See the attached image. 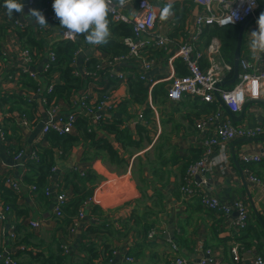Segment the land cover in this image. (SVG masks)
<instances>
[{
  "label": "crops",
  "instance_id": "0c3cea01",
  "mask_svg": "<svg viewBox=\"0 0 264 264\" xmlns=\"http://www.w3.org/2000/svg\"><path fill=\"white\" fill-rule=\"evenodd\" d=\"M116 1L119 4V0ZM151 1L156 5L159 17L162 9L167 4H172L173 15L166 21L159 18L155 28L156 34L171 39L164 47L151 45L142 51V58L137 57L113 65L107 63L98 75L88 76L85 63L90 57L97 58L99 63L107 62L109 57L101 51L100 45L94 46L85 42L83 48L78 50L76 68L87 79V83L71 99L58 98L48 103L45 101L46 93L25 88L22 84L23 79L19 72L24 43L19 34L20 28L13 26L12 20L18 18L29 22L28 29L35 32L37 39L42 43L41 54L37 47V50L33 48L36 61L32 68L41 75L37 82L43 87L51 82L63 83L61 72L49 75V70L45 71L44 67L50 50L62 40L65 30L60 28V22L52 27L50 25L39 29L35 18L28 15L32 8L27 0H23L24 13H13L11 16L4 6L5 0H0V95H23L28 102L27 107L33 111L31 116L39 118L37 121L31 120L25 107L13 108L12 103H4L0 98V175H13L14 178L24 181L28 170L25 164L27 158L23 156L17 159L14 149L20 145V150L28 151L40 143L47 144L42 137L45 122L66 118L76 110V101L83 93L91 94L94 98L99 97L103 91L110 93L119 102L113 111H105L104 116L113 119L116 114L121 117L122 127L128 128L137 140L145 135L141 147L133 149L132 157L126 166L112 162L109 157L97 155L88 161L83 160L84 144L75 145L65 157L57 155L49 185L53 194L49 204L40 193H32L27 188L18 201L19 207L15 214L13 208L10 211L5 210L6 205L0 191V212L4 215L0 217V254L12 256L20 261L15 255L23 249L22 245L12 238L9 232L15 224L21 222L25 223L32 233L28 248H35L43 254L38 261H33L26 255L22 256L21 261L25 264H43L46 261L47 264H59L57 254L61 249L65 256L63 264H128L126 256L134 258L130 264H174L172 241L180 245V253L188 257L191 264H198L205 257L212 259L210 264H235L232 253L235 244L241 247V260L237 262L259 264V256L264 259V253L257 249L255 244L246 247L245 243L252 242V236L244 242L242 234L236 231L234 221L238 213L236 214L235 210L226 214L221 210L205 207L199 197L186 200L182 196L180 187L188 163L193 162L201 152L195 120L203 116L205 105L200 98L192 95H185L180 101L157 97L156 103L152 93L161 85H164L167 92L173 78L180 75L176 68L181 59L177 53L178 47L181 41L191 36L196 18L203 13V8L194 0ZM184 1L193 2L188 11ZM263 5L260 3L259 8ZM119 6L129 18H133L139 8L137 0H127L124 6ZM260 15L261 13L255 15L247 24L242 45L241 57L247 58L253 69L262 66L264 56L259 54L258 59H253L249 48V34L257 29L256 21ZM112 21L115 22L113 18ZM79 37L81 38L78 36L76 39ZM203 46L204 35L201 36L200 47L206 50ZM3 50L8 52V56L3 55ZM222 57L227 60L223 55ZM142 59L152 61L149 69L144 68ZM206 59V56L202 59L203 66ZM227 61L233 63L234 57L233 61ZM143 71H148V76L155 82L149 84L148 98L144 104H132L128 101L131 97L129 77L133 74L141 79ZM121 72L127 79L119 76ZM260 100L264 101V95ZM125 101L127 102L124 103ZM216 101L218 107H223L217 99ZM122 103V107L127 106L128 114L117 113ZM34 106L37 107V112ZM146 107L153 110L151 121H148L146 116L140 118L141 113L147 114ZM25 117L28 124L24 121ZM242 122L250 126L264 125V104L250 105ZM138 124L146 126L147 132H139ZM76 132L75 126L73 133ZM241 138L243 137L228 145L231 162L227 169L216 167L205 172V182L201 183V188L215 194L222 201L232 203L235 199H243L250 213H254L249 200L250 193L264 219V190L252 183L246 172V169H250L264 178V163H245L242 160L243 154L264 150V134L253 137L252 141H243L232 150L235 141ZM233 153L240 162L241 169L236 166ZM75 168L93 170L99 179L91 195L94 200L81 208L84 215L80 216V210L70 224H62L54 219L53 203L55 195L62 192L60 183L67 173ZM19 212L23 215L28 213L29 219L40 220L41 226L33 228L24 221V217H17ZM139 216L140 224L135 222ZM148 223L153 226L152 229L157 230L154 238H150L143 227ZM91 227L99 228V231L90 233ZM108 250H112V253L107 258ZM94 253H97V256ZM0 264H3L1 258Z\"/></svg>",
  "mask_w": 264,
  "mask_h": 264
},
{
  "label": "built area",
  "instance_id": "2783aa9c",
  "mask_svg": "<svg viewBox=\"0 0 264 264\" xmlns=\"http://www.w3.org/2000/svg\"><path fill=\"white\" fill-rule=\"evenodd\" d=\"M28 5L32 9L41 11L48 25L59 21L53 10L54 0H46L45 4L38 5L37 0H27ZM139 8L133 18H129L122 10L116 0H112L110 5V14L116 23L126 22L133 25L134 34L123 39L125 45L128 47L126 55L109 57L107 62L98 63L95 71L87 70L88 76H96L98 72L108 63L113 65L121 61H129L134 58H142V51L147 47L154 45L155 47H164L170 41V38L163 37L155 33L157 22L159 21V11L156 5L151 0H137ZM197 4L202 6L203 13L197 16L194 30L191 36L181 41L177 53L179 57L186 64L187 73L185 75H177L173 78L170 86L167 89V97L170 101H180L185 95H192L200 98L206 102H213L216 100L217 84L225 79H229L234 71L233 63L224 60L221 55V41L218 38H213L206 50L200 47V39L204 34V30L208 25H218L221 27L229 25H237L246 21L253 16L260 6V0H194ZM13 26L16 28L26 29L29 27V22L18 18L12 20ZM44 29L46 27H41ZM76 39V38H75ZM74 39V40H75ZM62 40L66 39L62 33ZM1 44V42H0ZM1 46V45H0ZM77 51V55H78ZM4 56H8L6 50L2 51ZM206 56L208 59V67L203 66L202 59ZM22 66L20 68V77L27 74L36 81L41 79L32 67L36 61V52L33 48L23 47L21 51ZM58 60L56 52L51 49L49 58L45 64L44 70H50L53 64ZM144 68L149 69L152 61L149 59H142ZM148 71H143L141 79L150 81L151 84L155 82L147 74ZM78 74V72H77ZM121 78L127 79L122 72L119 73ZM56 82L49 83L46 87L39 85L38 92L48 94L53 93ZM220 95L225 101L231 111L238 113L242 110L243 105L249 100H260L264 95V56L262 58V66L260 68H252L251 62L244 57L240 60V73L237 81L232 88H220ZM47 101V98L45 99ZM118 99L113 97L110 93H105L101 98H94L91 94L83 93L79 100L76 101V110L72 111L66 118L59 121H46L42 128V137L47 133L55 132L60 135L72 133L76 121L81 114L89 115L94 123L104 116L105 111H112L117 107ZM140 118H144V113L140 114ZM25 123L28 124V119L25 117ZM195 128L198 131V138L201 147V155L193 161L184 175L181 184L182 196L186 200L195 197L201 199L202 204L213 210H221L226 214H230L233 210L237 211V217L234 221L236 231L245 229L250 219V210L245 200L235 199L232 203L222 201L218 196L208 193L201 188V183L205 182V172L211 171L218 167L222 170L227 169L231 162L228 145L233 140L239 137H257L264 134V125L257 124L254 126L247 125L243 122H234L230 115L225 112L223 107H219L213 113H209L199 117L195 120ZM35 158L36 148H30L28 151L20 150L15 157L21 159ZM242 160L245 163L263 162L264 150L257 153L243 154ZM84 173V169H79ZM248 178L252 183L259 185L264 190V178L253 173L250 169H246ZM201 175V182L197 181V176ZM6 183L8 187L16 193H23L27 187L23 179L14 178L13 175L6 176ZM32 190H36L34 185ZM50 188L47 189V194H50ZM72 193L67 191L59 192L55 195L53 215L54 219L63 216V209L69 202ZM94 200V199H93ZM92 196L89 197L84 205L91 203ZM6 211L12 210L11 205H6ZM82 210V209H81ZM83 210L80 216H83ZM3 212H0L2 218ZM33 228L41 226L38 219L24 220ZM12 238L16 237L15 225L10 230ZM157 235L155 228L148 233L150 238ZM25 248V247H21ZM172 248L174 251V264H191L188 257L180 253V245L172 241ZM232 253L235 261L241 260V247L235 244L232 247ZM0 258L3 264H25L23 261L14 259L12 256H5L2 253ZM128 264L132 263L134 258L132 256L125 257ZM212 259L202 258L198 264H210ZM257 262L264 264V259L259 256ZM245 264V263H244Z\"/></svg>",
  "mask_w": 264,
  "mask_h": 264
},
{
  "label": "trees",
  "instance_id": "16d2710c",
  "mask_svg": "<svg viewBox=\"0 0 264 264\" xmlns=\"http://www.w3.org/2000/svg\"><path fill=\"white\" fill-rule=\"evenodd\" d=\"M46 0H38V5L45 4ZM186 10L190 9L193 5V2L184 1ZM261 5L264 4V0H260ZM187 10V11H188ZM109 28L111 30V36L109 37V42L106 45H100L101 51H103L108 57L122 56L126 55L128 52V47L125 45L123 39L127 36L133 35V25L126 22H113L112 16L109 13ZM60 22V21H57ZM57 22L53 23L56 24ZM53 24L50 26L52 27ZM22 29L19 31L20 37L23 40L24 47L38 48L41 54L42 43L37 39L35 32L30 31V29ZM240 24L229 25V26H218V25H208L204 30V46L205 48L211 43L213 38H218L221 41V55H223L227 60L233 61L234 52L236 49L238 35H239ZM86 40L84 36L79 37L76 40H61L58 41L53 50L58 56V60L53 64L52 68L48 71V74H55L57 71L61 72L63 83L59 82L55 85L53 93L48 94L47 101L52 103L58 98H64L66 100L71 99V97L84 85L87 83V79L81 74L76 68L77 65V51L82 49ZM36 48V50H37ZM97 58L90 57L86 61L85 66L88 67L87 70L95 71L98 65ZM208 65L206 59L205 67ZM94 68V69H93ZM177 72L180 75H185L187 73L186 64L183 60L177 62ZM101 71V70H100ZM78 72V74H77ZM23 81L22 84L25 88H31L38 91L39 84L32 77L27 74L21 75ZM138 77L132 76L129 77V92L130 100L132 104H144L148 98V86L150 81L144 79H135ZM233 85H227L223 88H232ZM107 91L100 93L101 95L98 98H101ZM153 98L156 103L157 97H165L167 100V92L164 85L158 86L155 91L152 93ZM1 100L4 103H12L13 108H22L25 107L26 113L31 117V120L37 121L39 118H34L33 113L27 105L28 102L24 99L23 95L9 96L6 97L5 94L0 95ZM165 100V101H166ZM164 101V102H165ZM203 101V100H202ZM125 101L124 103H126ZM122 103L117 113H127V106L122 105ZM205 105V113L203 115L213 113L218 107V102L215 100L213 102L203 101ZM35 107V106H34ZM122 107V108H121ZM36 112L38 111L37 107L34 108ZM114 110V109H113ZM112 110V111H113ZM147 114L144 113L148 121H151V115L153 113L152 108L146 107ZM202 116V115H201ZM77 128L76 133H66L58 134L55 132L47 133L43 137V141H46L47 144L40 143L36 147L35 158H28L26 161V167L28 168L24 176V184L27 185L26 189L32 191V193H40V195L46 199V202L49 204L52 202V192L47 194V189H49L51 176L54 173V167L56 166L57 155L65 157L71 152L75 145L84 144L85 151L83 155V160L88 161L94 156L109 157V159L123 166L129 164V159L132 157L133 149H138L141 147L142 142L145 140L144 137L140 139H135L134 134L126 127H122V118L115 114L113 119H110L108 116H103L97 123H94L89 115H81L75 124ZM137 128L140 131L147 132V128L144 125L138 124ZM118 144V146L116 145ZM20 146V145H19ZM15 148L14 152L17 154L20 151V147ZM14 153V155H16ZM201 155H199L193 160L196 161ZM192 162L188 163L189 165ZM93 170H85L82 173L78 168L72 169L69 171L64 180L60 183L62 191H71L72 196L70 201L65 205L63 209V216L57 218L58 222L62 224H70L74 218L79 214L84 202L91 197L94 192V187H96L99 177L94 174ZM186 173V172H185ZM184 173V175H185ZM184 178V176H183ZM36 186V190H32V186ZM72 187V189H69ZM25 189V190H26ZM0 191L2 193V199L5 205H11L13 212H17L19 207L18 201L23 193H16L11 190L6 183V176L0 175ZM15 212V214H17ZM28 213L23 215L22 212H19L17 217H24V220L28 217ZM136 223L141 222V217H136ZM16 227V237L15 240L20 243L24 249L15 255L18 256V259L26 255L33 261L40 260L43 255L37 249L27 245L30 244V239L32 238V233L29 231V228L25 223H17ZM146 233L148 235L149 231L152 229L151 224H144ZM99 231V228L91 227L89 229L90 233H95ZM238 235V232H236ZM239 234H242V239L245 242L249 237L252 236V242L245 243L246 247L257 246V249L264 253V230L255 217L253 212L250 213V219L248 225L245 229L239 230ZM254 234V235H253ZM94 235V234H91ZM257 240V241H256ZM256 241V242H255ZM26 243V244H25ZM255 244V245H254ZM109 249V248H108ZM112 250L107 251V258L111 256ZM58 262L63 264L65 256L62 253V249L59 251ZM97 256V253H94ZM264 256V254H263ZM49 261H51L49 259ZM46 261L43 264H47ZM235 264H241L240 262L234 261Z\"/></svg>",
  "mask_w": 264,
  "mask_h": 264
},
{
  "label": "clouds",
  "instance_id": "9594fccd",
  "mask_svg": "<svg viewBox=\"0 0 264 264\" xmlns=\"http://www.w3.org/2000/svg\"><path fill=\"white\" fill-rule=\"evenodd\" d=\"M127 0H119L124 6ZM112 0H54L53 10L60 21V28L64 29L66 39H75L84 36L89 45H106L111 35L109 24L110 5ZM8 15L24 13L23 0H5L4 5ZM35 18L41 27L49 26L44 14L37 9H30L29 14ZM171 15L172 4H167L160 12V20L166 21ZM258 27L250 35V52L253 59H258L259 54H264V13L256 21Z\"/></svg>",
  "mask_w": 264,
  "mask_h": 264
},
{
  "label": "water",
  "instance_id": "95a60500",
  "mask_svg": "<svg viewBox=\"0 0 264 264\" xmlns=\"http://www.w3.org/2000/svg\"><path fill=\"white\" fill-rule=\"evenodd\" d=\"M264 12V5L262 7H260L256 13L251 16L250 18H248L246 21L242 22L240 24V29H239V35H238V41H237V45H236V49H235V54H234V61H233V64H234V73H233V76L230 77L229 79H225L221 82H219L217 84V89H216V99L221 103V105L224 107V109L227 111V113L231 116L232 120L234 122H242L243 119H244V116L246 114V110L248 109V107L252 104H264V101L263 100H249L247 101L243 107H242V110L241 112L238 114V113H235L233 111L230 110V108L227 106V104L225 103V101L222 99L221 95H220V91L219 89L225 85H232V84H235V82L237 81L238 79V76H239V73H240V60H241V56H242V45H243V39H244V33H245V29L247 27V24L249 23V21L255 16V15H259L260 13ZM254 138L253 137H243L241 139H238L237 141H235V143L233 144V147H232V150H235V146L243 141H252ZM233 159L235 161V164L236 166L241 169V165H240V162L238 161L235 153H233ZM199 182H201L202 180V176L201 175H198L197 176ZM196 178V179H197ZM249 195V200H250V203L252 205V209L254 211V214L256 216V218L259 220V222L261 223L262 227H263V230H264V219L253 199V197H251L250 193H248ZM238 212L236 211V214ZM250 254V253H248ZM247 254V255H248Z\"/></svg>",
  "mask_w": 264,
  "mask_h": 264
}]
</instances>
